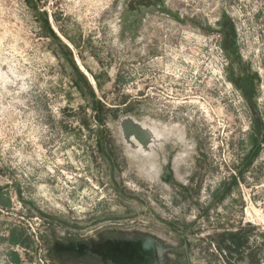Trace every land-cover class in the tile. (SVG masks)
Wrapping results in <instances>:
<instances>
[{"label":"rangeland","instance_id":"1","mask_svg":"<svg viewBox=\"0 0 264 264\" xmlns=\"http://www.w3.org/2000/svg\"><path fill=\"white\" fill-rule=\"evenodd\" d=\"M105 234L264 264V0H0V264Z\"/></svg>","mask_w":264,"mask_h":264},{"label":"water","instance_id":"2","mask_svg":"<svg viewBox=\"0 0 264 264\" xmlns=\"http://www.w3.org/2000/svg\"><path fill=\"white\" fill-rule=\"evenodd\" d=\"M123 128L138 135L142 130L130 121L122 122ZM52 254L56 258L73 257L75 260L97 264H155L157 260L155 244L143 237H128L120 234H105L96 242H70L62 244L53 241Z\"/></svg>","mask_w":264,"mask_h":264},{"label":"trees","instance_id":"3","mask_svg":"<svg viewBox=\"0 0 264 264\" xmlns=\"http://www.w3.org/2000/svg\"><path fill=\"white\" fill-rule=\"evenodd\" d=\"M221 243H225L227 242L228 245L226 248H233L234 250L237 249V247H244L245 243H246V236L241 235V232H237V233H225L221 235ZM239 236V237H238ZM226 237V238H225Z\"/></svg>","mask_w":264,"mask_h":264},{"label":"bare ground","instance_id":"4","mask_svg":"<svg viewBox=\"0 0 264 264\" xmlns=\"http://www.w3.org/2000/svg\"><path fill=\"white\" fill-rule=\"evenodd\" d=\"M82 68H83V66H82ZM86 71V70H85ZM88 74V73H87ZM92 81V80H91ZM147 130V129H146ZM149 132V131H148ZM147 135V134H146ZM156 142V141H155ZM145 143V142H144ZM148 241V240H147Z\"/></svg>","mask_w":264,"mask_h":264}]
</instances>
